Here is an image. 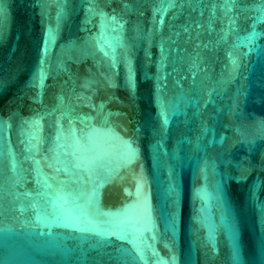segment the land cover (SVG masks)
<instances>
[{
  "label": "water",
  "instance_id": "95a60500",
  "mask_svg": "<svg viewBox=\"0 0 264 264\" xmlns=\"http://www.w3.org/2000/svg\"><path fill=\"white\" fill-rule=\"evenodd\" d=\"M0 264H264V0H0Z\"/></svg>",
  "mask_w": 264,
  "mask_h": 264
}]
</instances>
